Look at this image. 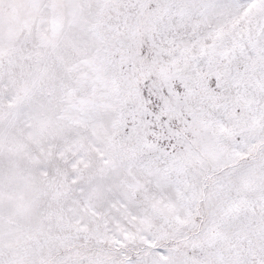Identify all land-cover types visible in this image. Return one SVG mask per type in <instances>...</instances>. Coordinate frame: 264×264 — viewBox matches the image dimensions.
<instances>
[{"label":"snow or ice","instance_id":"obj_1","mask_svg":"<svg viewBox=\"0 0 264 264\" xmlns=\"http://www.w3.org/2000/svg\"><path fill=\"white\" fill-rule=\"evenodd\" d=\"M0 264H264V0H0Z\"/></svg>","mask_w":264,"mask_h":264}]
</instances>
